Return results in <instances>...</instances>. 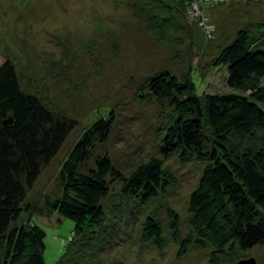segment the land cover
<instances>
[{
	"label": "rangeland",
	"instance_id": "374dc122",
	"mask_svg": "<svg viewBox=\"0 0 264 264\" xmlns=\"http://www.w3.org/2000/svg\"><path fill=\"white\" fill-rule=\"evenodd\" d=\"M263 19V0H0V64L11 60L25 88L75 120L34 181L20 218L25 220L29 206H40L45 195L59 193L62 162L101 115L113 113V122L106 142H95L94 155L107 154L125 174L143 159L162 157L158 143L174 112L145 88L150 75L166 69L181 78L194 69L190 76L198 94L228 92L226 68L214 61L219 49L238 28ZM162 165L175 181L140 210L141 219L151 214L162 224L166 241L161 249L141 243L138 222L130 219L128 201L113 184L103 204L108 218L119 219L116 243L102 245L96 234L81 248L72 247L67 240L74 229L70 219L56 213L34 216L46 233L45 264L60 258L65 241L74 257L87 254L93 264H207L210 248L197 244L177 258L178 243L167 224L172 209L179 215L180 235L190 231L188 196L205 165L194 157L181 162L177 153ZM239 255L264 264V245ZM220 261L239 260L222 256Z\"/></svg>",
	"mask_w": 264,
	"mask_h": 264
},
{
	"label": "trees",
	"instance_id": "16d2710c",
	"mask_svg": "<svg viewBox=\"0 0 264 264\" xmlns=\"http://www.w3.org/2000/svg\"><path fill=\"white\" fill-rule=\"evenodd\" d=\"M257 23L238 28L214 60L226 68L228 92L198 94L190 76L194 69L181 78L166 69L150 75L145 88L174 112L158 143L162 157L143 159L125 174L107 154L94 155L95 142H106L113 122V113L101 115L62 162L59 193L45 195L40 206L30 205L25 220L20 215L28 192L75 120L56 113L25 88L11 60L1 63L0 264H45L46 233L34 216L49 218L56 213L70 219L74 229L67 240L72 247L81 248L96 234L102 245L116 243L119 219L108 218L103 204L113 184L128 201L130 219L138 222L141 243L152 242L161 249L166 241L162 224L151 214L141 219L140 210L175 181L162 165L175 153L181 162L194 157L205 165L188 196L190 231L185 237L179 233V215L172 209L167 214L170 234L179 247L177 258L197 244L210 248L207 264H222V256L240 260L242 251L263 246L264 19ZM64 245L54 264H93L92 257H74L66 241Z\"/></svg>",
	"mask_w": 264,
	"mask_h": 264
},
{
	"label": "water",
	"instance_id": "95a60500",
	"mask_svg": "<svg viewBox=\"0 0 264 264\" xmlns=\"http://www.w3.org/2000/svg\"><path fill=\"white\" fill-rule=\"evenodd\" d=\"M237 264H256L254 257L242 258Z\"/></svg>",
	"mask_w": 264,
	"mask_h": 264
}]
</instances>
